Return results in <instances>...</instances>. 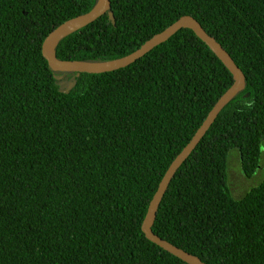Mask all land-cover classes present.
Instances as JSON below:
<instances>
[{"label":"trees","instance_id":"1","mask_svg":"<svg viewBox=\"0 0 264 264\" xmlns=\"http://www.w3.org/2000/svg\"><path fill=\"white\" fill-rule=\"evenodd\" d=\"M97 1L0 0V264H189L141 225L233 74L190 28L123 68H52L44 38ZM186 14L245 86L175 173L152 229L208 264H264V175L235 196L227 174L232 149L248 177L264 160V0H111L55 53L116 59Z\"/></svg>","mask_w":264,"mask_h":264},{"label":"water","instance_id":"2","mask_svg":"<svg viewBox=\"0 0 264 264\" xmlns=\"http://www.w3.org/2000/svg\"><path fill=\"white\" fill-rule=\"evenodd\" d=\"M111 7V0H98L96 5L87 12L78 14L72 18H69L54 29H52L42 42V53L47 59L49 65L57 70H68V71H79V72H89V73H100L116 70L123 68L137 59L145 55L152 48L158 44L167 40L175 32L181 28L192 29L198 37H200L213 51L214 53L223 61V63L229 68L233 74V83L231 86L219 97L215 102L208 115L198 127L190 141L183 147V149L177 154L174 160L171 162L167 168L165 174L163 175L158 187L149 202L146 215L142 221L141 228L145 233L146 237L169 251L170 253L181 258L189 264H208L203 261L199 256L184 250L183 248L171 243L170 241L162 238L156 234L153 229V223L156 218V214L159 205L168 186L175 176V173L181 166V164L187 159L189 154L194 150L197 144L200 142L201 138L210 128L212 123L217 118L223 107L245 86V74L242 69L236 64L231 54L225 49V47L216 40V38L210 35L201 23L192 15L186 14L180 16L172 24L167 26L165 29L158 33H155L152 37L146 40L140 47L135 49L133 52L106 61H86V60H65L57 57L55 53V44L68 35L69 33L79 29L80 27L96 20L98 17L107 12Z\"/></svg>","mask_w":264,"mask_h":264},{"label":"rangeland","instance_id":"3","mask_svg":"<svg viewBox=\"0 0 264 264\" xmlns=\"http://www.w3.org/2000/svg\"><path fill=\"white\" fill-rule=\"evenodd\" d=\"M238 155L239 153L236 149L230 151L227 170L228 182L235 196H240L257 185L264 175V160L261 161L257 171L251 177H248L243 173Z\"/></svg>","mask_w":264,"mask_h":264}]
</instances>
